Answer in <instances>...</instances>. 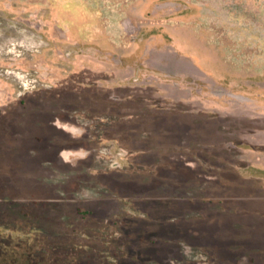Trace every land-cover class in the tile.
I'll list each match as a JSON object with an SVG mask.
<instances>
[{"label": "rangeland", "instance_id": "1", "mask_svg": "<svg viewBox=\"0 0 264 264\" xmlns=\"http://www.w3.org/2000/svg\"><path fill=\"white\" fill-rule=\"evenodd\" d=\"M174 28L211 47L221 80L147 70ZM92 55L115 77L113 127L64 115L71 129L24 146L28 92L89 81L75 71ZM255 110L264 0H0V264H238V161L264 165Z\"/></svg>", "mask_w": 264, "mask_h": 264}, {"label": "crops", "instance_id": "2", "mask_svg": "<svg viewBox=\"0 0 264 264\" xmlns=\"http://www.w3.org/2000/svg\"><path fill=\"white\" fill-rule=\"evenodd\" d=\"M47 19L50 21V17ZM47 26H51L50 22ZM96 27L97 25L95 29ZM169 36L172 38L170 42L157 47L159 62L164 68L155 66L150 61L147 70L164 72L177 78L191 77L199 81H207V77L212 75L221 80L218 57L209 45L196 38L195 33L190 29L183 33V29L174 28L173 34ZM153 38L165 41L166 35L162 33ZM98 50V47L93 45L90 48V52L96 53ZM88 65L75 72L90 76L89 81L75 78L60 84H50L41 91L28 92L25 107L17 110V123L26 127L25 137L28 143L24 146H46V143L53 140L52 126L63 130L71 129L69 122L63 120L64 115L76 113L81 123L90 127L97 124L98 117L101 116L106 123L104 128L108 129L109 125L113 127L117 88L114 74L112 72L111 75L100 78L98 55H92ZM160 111L164 118L170 117L176 123L179 122L178 112L164 108ZM253 114L250 130H264V111L255 110ZM188 116L181 121L190 123L192 127L209 129L210 120L199 118L200 121L197 122L193 115ZM201 142L209 143L208 139L204 138H201ZM247 144L251 148L256 147L253 142ZM238 264H264V165L256 162L241 165L238 161Z\"/></svg>", "mask_w": 264, "mask_h": 264}]
</instances>
